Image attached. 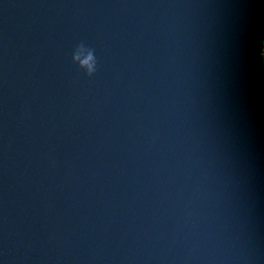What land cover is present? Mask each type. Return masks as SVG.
Returning <instances> with one entry per match:
<instances>
[{
  "label": "water",
  "instance_id": "1",
  "mask_svg": "<svg viewBox=\"0 0 264 264\" xmlns=\"http://www.w3.org/2000/svg\"><path fill=\"white\" fill-rule=\"evenodd\" d=\"M260 2L0 0V264H264Z\"/></svg>",
  "mask_w": 264,
  "mask_h": 264
},
{
  "label": "clouds",
  "instance_id": "2",
  "mask_svg": "<svg viewBox=\"0 0 264 264\" xmlns=\"http://www.w3.org/2000/svg\"><path fill=\"white\" fill-rule=\"evenodd\" d=\"M254 10H256L257 12L260 9H264V0H261V2L259 4H255L251 6ZM261 58L264 59V45H262L261 47ZM261 73H264V64H261L259 66ZM89 71L91 72V67L89 69Z\"/></svg>",
  "mask_w": 264,
  "mask_h": 264
}]
</instances>
